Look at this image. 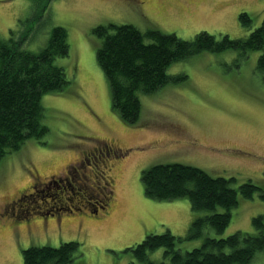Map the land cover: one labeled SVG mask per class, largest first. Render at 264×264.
Returning a JSON list of instances; mask_svg holds the SVG:
<instances>
[{
    "label": "rangeland",
    "instance_id": "374dc122",
    "mask_svg": "<svg viewBox=\"0 0 264 264\" xmlns=\"http://www.w3.org/2000/svg\"><path fill=\"white\" fill-rule=\"evenodd\" d=\"M41 1L0 0V39H8L12 30L23 48L36 53L54 26L65 27L70 53L55 63L75 89L45 94L47 135L27 140L0 160V264H23L22 250L31 245L71 240L81 243L85 264H129L133 256L125 249L148 233L169 230L185 236L193 213L189 199L144 194L141 174L153 165L187 164L212 176L234 177V185L253 181L264 189L259 52H202L171 64L167 73L186 79L141 94L140 118L129 125L112 109L107 79L95 59L100 40L92 32L113 22L174 33L183 40L202 31L243 39L262 23L264 0ZM47 1L46 15L35 19ZM243 12L252 18L250 27L241 22ZM85 158L91 163L85 164ZM52 176L61 179L54 182ZM49 206L61 217L34 215ZM259 214H264V200L256 193L241 201L221 236L253 232L251 219ZM161 253L155 250L152 258L160 261Z\"/></svg>",
    "mask_w": 264,
    "mask_h": 264
},
{
    "label": "trees",
    "instance_id": "16d2710c",
    "mask_svg": "<svg viewBox=\"0 0 264 264\" xmlns=\"http://www.w3.org/2000/svg\"><path fill=\"white\" fill-rule=\"evenodd\" d=\"M39 1L35 0L42 3ZM50 3L46 2L35 19L46 15ZM239 17L242 24L250 27L252 18L248 13ZM92 32L100 40L95 59L107 79L112 109L124 124L132 125L139 120L141 94H153L186 79L185 75L168 74L171 64L202 52L235 50L243 56L259 52L256 69L264 79V16L262 23L243 39L227 35L218 38L202 31L190 40H183L174 33L158 29L142 31L132 24L113 22L100 24ZM10 33L8 39H0V160L20 150L27 140H42L47 135L44 123L47 113L42 104L45 94H59L66 89L69 94L75 89L70 86L66 70L55 63L70 53L65 27L54 26L46 44L36 53L23 48L21 41L14 39V32ZM28 35L25 33L27 38ZM234 181V177L212 176L202 168L182 163H161L145 169L141 174L144 194L151 199H189L192 222L185 236L169 230L148 233L140 243L125 249L133 256L129 264H251L257 258L259 263L253 264H264V214L252 217L253 232L238 230L221 236L241 201L251 200L256 193L264 200V189L253 181L240 185H234ZM34 215L42 219L50 215L61 217L50 206ZM194 240L201 242L191 244ZM81 248V243L75 240L63 241L58 246L31 245L22 250V261L81 264L84 259ZM157 249L162 250L160 261L152 258Z\"/></svg>",
    "mask_w": 264,
    "mask_h": 264
},
{
    "label": "flooded vegetation",
    "instance_id": "af4514ba",
    "mask_svg": "<svg viewBox=\"0 0 264 264\" xmlns=\"http://www.w3.org/2000/svg\"><path fill=\"white\" fill-rule=\"evenodd\" d=\"M110 148H108L107 150H109ZM118 150H120V149H118ZM97 152V151H96ZM107 152V155H108V157H110V155L111 154H109V151H106ZM123 155V154H122ZM114 156H117V155H114ZM99 157V155H98V153H97V156L96 155H94V159H96V158H98ZM115 158V157H114ZM83 163V162H82ZM91 163V161H89L88 160V158H85V164H90ZM82 168H84V167H82ZM79 176V175H78ZM77 176V177H78ZM99 177H101V172L99 173V176H97V175H95V179L98 181L99 180ZM60 180L61 178H58V177H56V176H54V178H53V176H52V180L51 181H56V180ZM84 180H87V178L84 176ZM90 182V179H89V181H88V183H86L85 182V184H87V186H90L91 184L89 183ZM92 185H95V183H94V181L92 182ZM21 195V194H20ZM87 203H88V201H86ZM84 208H86V209H89V210H91L90 208H92V206H90V205H84ZM104 209V208H103ZM110 209H111V206H110ZM98 210H101V207H99V209H95V210H93V212H92V215H97L98 214ZM30 219H32V217H28V219L27 220H30Z\"/></svg>",
    "mask_w": 264,
    "mask_h": 264
},
{
    "label": "crops",
    "instance_id": "0c3cea01",
    "mask_svg": "<svg viewBox=\"0 0 264 264\" xmlns=\"http://www.w3.org/2000/svg\"><path fill=\"white\" fill-rule=\"evenodd\" d=\"M81 264H85V263H84V261H83V262H81Z\"/></svg>",
    "mask_w": 264,
    "mask_h": 264
}]
</instances>
